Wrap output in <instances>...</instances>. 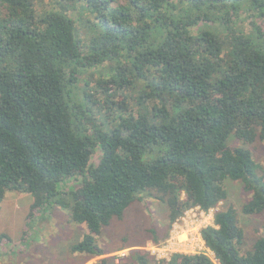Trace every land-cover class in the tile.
Wrapping results in <instances>:
<instances>
[{
  "label": "trees",
  "instance_id": "obj_1",
  "mask_svg": "<svg viewBox=\"0 0 264 264\" xmlns=\"http://www.w3.org/2000/svg\"><path fill=\"white\" fill-rule=\"evenodd\" d=\"M257 141L264 0H0V204L31 194L27 225L67 212L87 228L72 252L104 256L103 228L154 198L170 229L215 210L200 231L213 258L159 264H264V234L245 249L235 207L217 210L235 181L250 194L243 213H264V173L245 147Z\"/></svg>",
  "mask_w": 264,
  "mask_h": 264
},
{
  "label": "rangeland",
  "instance_id": "obj_2",
  "mask_svg": "<svg viewBox=\"0 0 264 264\" xmlns=\"http://www.w3.org/2000/svg\"><path fill=\"white\" fill-rule=\"evenodd\" d=\"M231 145L243 144L233 139ZM245 147L251 150L261 167L260 172L264 173V142L257 141ZM101 156L99 150L93 163H98ZM71 183L78 187L77 182ZM227 189L229 198L217 210L235 207L246 233L245 249L251 248L264 234V213L253 216L243 213V205L250 194L241 182L228 181ZM32 203L31 194L11 191L0 204V236L7 235L11 239L0 243V264H95L103 258H108V264H138L132 257L135 251L148 254L149 264H159L160 260L169 259L177 252L206 253L214 257L206 248L200 231L213 225L215 210L205 213L198 208L191 209L170 229L167 204L154 198L137 200L122 218L115 217L103 228L98 240L105 255L88 260L71 251V246L82 240L86 226L71 224L67 212L59 207L27 225ZM167 232L169 236L165 238Z\"/></svg>",
  "mask_w": 264,
  "mask_h": 264
},
{
  "label": "built area",
  "instance_id": "obj_3",
  "mask_svg": "<svg viewBox=\"0 0 264 264\" xmlns=\"http://www.w3.org/2000/svg\"><path fill=\"white\" fill-rule=\"evenodd\" d=\"M201 235V234H200ZM201 238H202V236H201ZM178 253V252H177ZM174 254V253H173ZM170 259V258H169Z\"/></svg>",
  "mask_w": 264,
  "mask_h": 264
}]
</instances>
